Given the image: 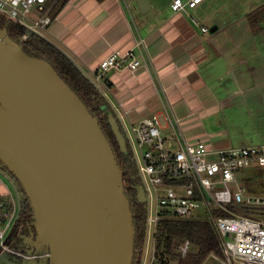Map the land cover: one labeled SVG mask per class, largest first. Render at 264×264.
Segmentation results:
<instances>
[{
  "label": "water",
  "instance_id": "obj_1",
  "mask_svg": "<svg viewBox=\"0 0 264 264\" xmlns=\"http://www.w3.org/2000/svg\"><path fill=\"white\" fill-rule=\"evenodd\" d=\"M0 16L25 28L16 41L0 27V173L21 205L26 198L32 208L36 251L43 250L40 258L49 264L140 262L147 221L136 245L127 171L118 163L99 117L68 78L48 60L26 53L22 41L35 34L68 55L7 12L0 10ZM73 64L109 102L99 85ZM108 122L125 150L126 136L118 121L111 115ZM136 199L147 212L148 194L142 186ZM11 230L0 244V259L5 256L9 262L14 258L5 248Z\"/></svg>",
  "mask_w": 264,
  "mask_h": 264
},
{
  "label": "crops",
  "instance_id": "obj_2",
  "mask_svg": "<svg viewBox=\"0 0 264 264\" xmlns=\"http://www.w3.org/2000/svg\"><path fill=\"white\" fill-rule=\"evenodd\" d=\"M170 2L67 0L56 15L49 13L46 35L104 93L111 92L124 124V116L131 123L167 111L188 141L232 146L209 129L211 118L228 102L220 80L237 70L225 46L241 33L244 21L254 33L247 13L264 0H199L187 12L173 11ZM115 48H132L144 65L134 73L108 69L96 79L99 61ZM170 130L166 126L163 132ZM11 191L7 182H0V198Z\"/></svg>",
  "mask_w": 264,
  "mask_h": 264
},
{
  "label": "built area",
  "instance_id": "obj_3",
  "mask_svg": "<svg viewBox=\"0 0 264 264\" xmlns=\"http://www.w3.org/2000/svg\"><path fill=\"white\" fill-rule=\"evenodd\" d=\"M198 1L171 0L170 7L187 12ZM50 3L52 0H0V10L48 38ZM201 30L207 31V27ZM143 65L132 48H115L99 61L95 77L99 80L108 69L134 73ZM176 121L164 111L131 122V129L121 122L148 194L145 251L142 260L133 264H146L150 248L149 264H161L155 245L163 219L209 222L226 264H264V196L249 193L237 177L247 167H259L264 174V143L214 148L204 141L185 139ZM166 126L171 133L164 134ZM0 182H7L12 189L7 197L0 198L1 244L22 205L1 173ZM189 245L188 239L179 244L181 255Z\"/></svg>",
  "mask_w": 264,
  "mask_h": 264
},
{
  "label": "trees",
  "instance_id": "obj_4",
  "mask_svg": "<svg viewBox=\"0 0 264 264\" xmlns=\"http://www.w3.org/2000/svg\"><path fill=\"white\" fill-rule=\"evenodd\" d=\"M66 2L67 0H52L48 11L51 17L56 15ZM247 19L253 32H258L264 27V3L248 12ZM5 22L12 23L13 33H8L12 39L17 41L18 36L24 33L25 28L6 19ZM0 27L2 26L0 25ZM22 47L29 55L48 60L61 77L68 78L71 81V86L76 92H81L87 97V100L92 103L93 107L99 110V115L109 125V116H115L113 108L66 55L54 45L35 34L27 36L22 41ZM119 153V158L124 159V153L121 151ZM119 158H117L118 163L120 162ZM137 190L138 187H130L127 189V193L130 196V208L136 231V245L137 240L144 235L143 222L146 217L144 204L136 199ZM23 205L26 208V212L32 210L26 198L23 199ZM186 239L189 240V243L194 248L188 249L185 254L181 255L178 246ZM155 250L158 261L161 264H169L172 262L175 264H201L210 252L217 253L221 256L218 239L213 226L209 222L201 220H161L157 228Z\"/></svg>",
  "mask_w": 264,
  "mask_h": 264
},
{
  "label": "rangeland",
  "instance_id": "obj_5",
  "mask_svg": "<svg viewBox=\"0 0 264 264\" xmlns=\"http://www.w3.org/2000/svg\"><path fill=\"white\" fill-rule=\"evenodd\" d=\"M239 31L241 33L231 44L225 46L227 52H230L232 64L237 68L236 71L223 74L220 80V85L224 83V91L229 93L228 102L223 104L220 114L211 118L213 124L209 126L217 139H226L234 147L264 143V27L251 33L244 21ZM100 86L103 88L104 83L100 82ZM240 88L243 89L242 93H233ZM105 93L110 104L118 105L108 89H105ZM124 119L127 128L131 129L128 118L124 116ZM134 144H137L136 139ZM237 177L249 193L264 196V174L261 168H244ZM193 248L190 244L189 249ZM150 253L151 248L146 264L150 262ZM201 264L226 263L219 254L210 252ZM233 264L238 263L234 261Z\"/></svg>",
  "mask_w": 264,
  "mask_h": 264
},
{
  "label": "flooded vegetation",
  "instance_id": "obj_6",
  "mask_svg": "<svg viewBox=\"0 0 264 264\" xmlns=\"http://www.w3.org/2000/svg\"><path fill=\"white\" fill-rule=\"evenodd\" d=\"M0 25L3 28H6V30L10 33H13V25L12 23H6L4 17H0ZM20 34L18 36H21ZM17 39V41H18ZM86 103L90 106L89 110L94 116H98L99 123L105 132L106 136L111 142V145L113 147L114 153L116 155V159L119 158V152H123L125 155V158H119L120 162L119 164L124 166V169H126V181L128 188L132 187H140L143 185L142 176L139 172L136 159L134 155L132 154L131 148L129 146L128 141L125 139V150L121 149L120 145L118 144L115 134L112 130L111 125L107 124L105 119L99 115V110L92 106V103L86 99ZM115 114V112H114ZM115 119L118 121L119 129L122 132V123L117 118V116H114ZM121 127V128H120ZM122 129V130H121ZM124 132V131H123ZM129 176V177H127ZM127 188V189H128ZM133 193V191H132ZM26 208L22 203L21 210L19 214L15 217V220L12 222L11 227L6 232L7 234L10 232V229L12 228L11 234L6 239V244L8 245V248L10 251H7V255H12L14 259L11 262L5 259V256L1 257L0 264H33L31 261L33 257H39L35 264H49V260H46V263L44 260L40 257L43 256L44 252L36 251V247L33 244L34 236L36 234L34 225H33V212L32 210L30 212L25 211ZM5 236V237H6ZM28 262V263H27Z\"/></svg>",
  "mask_w": 264,
  "mask_h": 264
},
{
  "label": "bare ground",
  "instance_id": "obj_7",
  "mask_svg": "<svg viewBox=\"0 0 264 264\" xmlns=\"http://www.w3.org/2000/svg\"><path fill=\"white\" fill-rule=\"evenodd\" d=\"M120 122H121V120H120Z\"/></svg>",
  "mask_w": 264,
  "mask_h": 264
}]
</instances>
